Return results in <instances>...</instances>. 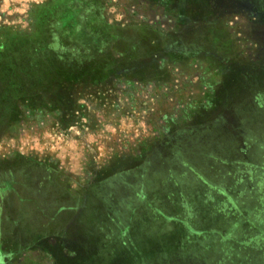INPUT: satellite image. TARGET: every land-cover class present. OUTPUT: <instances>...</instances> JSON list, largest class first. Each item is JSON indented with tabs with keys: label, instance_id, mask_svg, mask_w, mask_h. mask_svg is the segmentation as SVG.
<instances>
[{
	"label": "rangeland",
	"instance_id": "obj_1",
	"mask_svg": "<svg viewBox=\"0 0 264 264\" xmlns=\"http://www.w3.org/2000/svg\"><path fill=\"white\" fill-rule=\"evenodd\" d=\"M46 1L0 0V36L29 34ZM202 1L106 0V14L165 32L208 16L251 81L230 92L217 64L192 61L21 105L0 127V264H264V0ZM18 156L40 165L5 170Z\"/></svg>",
	"mask_w": 264,
	"mask_h": 264
},
{
	"label": "trees",
	"instance_id": "obj_2",
	"mask_svg": "<svg viewBox=\"0 0 264 264\" xmlns=\"http://www.w3.org/2000/svg\"><path fill=\"white\" fill-rule=\"evenodd\" d=\"M201 10L209 13L207 7ZM207 18L200 28L182 25L177 32H165L147 24L121 27L110 23L106 0H48L33 6L29 34L8 29L4 33L9 35L0 36V127L17 121L21 105L32 110L53 98L57 99L52 104L62 105L68 94L59 91L67 90L66 86L99 85L110 80L163 81L169 64L210 60L223 70V88L232 92L238 80L240 84L251 81L253 67L238 58L226 29L207 23ZM220 38L223 57L214 47ZM16 158L21 163L8 161L4 169L15 174L18 168L40 165L24 156ZM56 168L49 170L55 171L51 178L66 187V176ZM7 186V181L0 182V187Z\"/></svg>",
	"mask_w": 264,
	"mask_h": 264
}]
</instances>
